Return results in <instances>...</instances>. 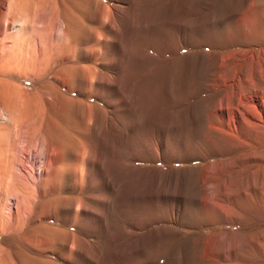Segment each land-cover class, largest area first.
Listing matches in <instances>:
<instances>
[{
	"label": "bare ground",
	"instance_id": "6f19581e",
	"mask_svg": "<svg viewBox=\"0 0 264 264\" xmlns=\"http://www.w3.org/2000/svg\"><path fill=\"white\" fill-rule=\"evenodd\" d=\"M208 6L0 0V264H177L175 229L150 227L210 224L209 182L189 190L175 175V163L201 155L173 149L235 143L222 121H202L185 102L214 86L218 58L253 19L246 5ZM206 46L224 54L210 66ZM189 48L196 53L182 55ZM201 252L190 248L193 264Z\"/></svg>",
	"mask_w": 264,
	"mask_h": 264
},
{
	"label": "rangeland",
	"instance_id": "374dc122",
	"mask_svg": "<svg viewBox=\"0 0 264 264\" xmlns=\"http://www.w3.org/2000/svg\"><path fill=\"white\" fill-rule=\"evenodd\" d=\"M206 1L211 10L228 7L230 9L233 6L240 8L246 5L245 10L250 12L248 14L252 15L253 19L250 24L244 26L245 35L240 36L241 39L244 38V42H248H246L247 47L243 44L244 42L241 43V39L240 41L237 39L239 36L235 34L234 29L233 32H229L226 31L227 27L213 24L217 35L229 32L231 39L239 43H233L225 52H222L226 53L225 55L211 46L204 47L203 50L207 53L205 62L209 66L210 62L214 63L217 53L224 55L218 58L220 60V74H218L219 77L217 76L219 79L216 77L215 80L218 81L211 87L212 89H202L192 100L185 102L190 109H200V114L203 116L202 121H207V115L214 116L216 121H222L224 130L231 132L230 138L235 139V143L231 148H226V151L225 148H215L211 150L212 153L208 152L205 145L202 146V143L194 140L192 146L201 148L202 152H193L184 148L173 149V153L176 151L175 154L182 157L200 153L201 156L194 158L195 161L182 162L181 160L180 163H175L177 170L174 173L186 183L188 180L189 190L194 184L205 185L207 182L205 185L207 186L209 182L207 187L211 188V192L215 191L212 193L216 200L211 205L213 208L212 215H210L211 222L198 229H191L187 225L156 224L150 227L149 231L161 227L175 229L170 231L175 238L170 258L177 259V264H193L189 255L190 248L202 251L200 261L196 260L197 263L194 264H264V19L261 16L264 13V1ZM110 4L113 6L116 3L111 2ZM210 16L212 17L211 14ZM245 27L251 28L247 30ZM250 44L256 46H250ZM243 49L247 50L243 51ZM195 53L196 51L190 48L182 51V55ZM151 81L153 87L158 86L159 83L157 84L156 80ZM30 85L31 82L28 86ZM169 90L171 91L168 95L173 94L172 97L177 98V94L172 92L171 88ZM106 111L105 115L110 116L111 110ZM114 115L112 114L113 117ZM109 116L106 118L111 119ZM115 116L114 118L118 119L119 115ZM128 118H133V120L130 119L131 121H145L141 115H130ZM199 129L203 130V127L197 128L198 134L204 133L205 129L203 131ZM174 133L178 137L176 131ZM155 167L163 166L159 164ZM182 203L184 202L177 201L178 206ZM184 207L182 212L186 215L189 205ZM146 232L148 229L143 233ZM166 261L167 259H163L160 264Z\"/></svg>",
	"mask_w": 264,
	"mask_h": 264
}]
</instances>
